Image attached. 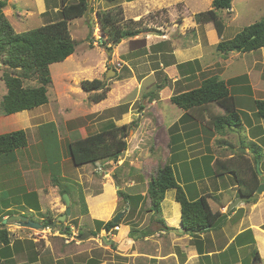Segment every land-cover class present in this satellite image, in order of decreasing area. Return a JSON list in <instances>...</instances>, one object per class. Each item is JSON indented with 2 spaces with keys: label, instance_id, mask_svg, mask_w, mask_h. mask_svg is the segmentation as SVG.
<instances>
[{
  "label": "crops",
  "instance_id": "crops-1",
  "mask_svg": "<svg viewBox=\"0 0 264 264\" xmlns=\"http://www.w3.org/2000/svg\"><path fill=\"white\" fill-rule=\"evenodd\" d=\"M136 1L140 3L144 2L146 4L144 6L148 7L150 4L151 7L160 8L161 10L172 6V8L168 9L171 21H168L165 29H160H170V31L179 34L177 39L172 40H170L169 34L166 31L157 29L154 34L159 39L155 38V42L153 43L155 50L150 57L154 58L153 62H157L158 67L150 69L148 74L150 77V75L154 76L155 73L161 72L160 75L163 77L162 81L164 82H162L163 86L157 91L156 96L152 97L151 101L149 100L148 106L144 105L142 113L140 112L139 116L141 119L144 112L151 105L155 104L157 100L162 101L165 100L164 97L169 96L168 100L170 101L172 96L198 88L204 79L214 76H205V74H208L210 64L205 60L202 49L205 47H215L220 40L225 39L223 38V33L220 37L217 36L212 23L201 24L197 22L195 15L198 13H189L188 0H132L127 2L134 3ZM206 3L209 9H211L212 0H206ZM144 6L141 9H144ZM173 11H175V15L171 16ZM185 12L188 13V19L185 17ZM228 12L232 13L231 9ZM189 30H191L192 41H189V44L178 46L176 43L180 42L179 40L182 41L180 37L186 40V32ZM214 63H218L222 67V72L224 70L228 72L227 68L231 65L237 68L236 72L222 80L227 83L230 91L233 89L237 90L236 96L232 92L231 94L234 97L236 109L240 114L241 125L238 129L244 131V138L246 140L243 142L248 144L243 146L239 142L238 148L234 146L232 150L237 152L236 150L239 149L250 160L252 156L249 155V152H254V150L262 152L263 156L261 155L260 165L263 164L261 174L264 176V120L256 116L254 105L255 101L264 100V47L248 53H234L233 55L231 53H220V56L217 57V61ZM218 77L222 78L221 75ZM169 93L170 95H168ZM136 98L135 96L132 100L135 101ZM249 100L253 101V105L250 104L248 106L247 102ZM169 101L167 118L161 120L160 125L164 126V137L162 136V138H165L167 137L165 124H170V127L168 126V144L165 146L166 153H168L166 161L168 160L167 162L171 165L173 172L174 168H178L176 175H174L176 182L182 188L188 200H195L201 196H206L209 207L213 212L225 214L228 206L240 194L238 193L237 186L233 182L230 183V174L217 176L213 173V162L217 156L216 150L211 149V147L214 142L215 144L220 143L223 148L219 151L224 154L228 153L229 146H227V142L229 140L227 138L233 136L232 131H229L228 136L224 137L225 143L220 142L217 140L220 136L204 128L202 123L191 119L182 120L183 111L178 108L179 112H174L171 107L173 104ZM43 107L44 105L42 108L41 106L37 107L42 110L35 114L30 113L33 110L31 109L0 118V135L13 132L14 128L23 130L27 135L28 130L41 127V125L35 127L38 125L35 121L38 120L39 116L48 113L49 109ZM15 119L16 121L12 123L11 120ZM138 121H132L135 123L130 131V135L133 132L132 137L128 140L124 138L127 143V151H124V157H120L118 161H111L112 167L106 170L107 173H103L105 181L101 182L97 189L95 188L99 193L92 196L84 194L87 203V206L84 207L85 210H80L78 205L72 207L70 202V215L67 218L73 216L75 209L77 215L73 220L70 219L71 221L66 222L68 226L63 223V229L58 224L51 227L52 233L56 230L54 235L57 237L46 239L45 236V241L40 243L26 240L23 242L11 240L9 235L8 245L1 248L3 245L0 244V264H222L210 262L209 259H212L216 255L217 258L219 256L222 257L226 252L224 250L230 243L229 247L234 245L233 254L237 257V260L232 264H247V258L252 257L251 253L253 249L257 251L259 260L254 263L255 260L253 259L252 264H264V228L262 227L264 226V193L255 200V203L245 202L238 204L234 209L235 211L228 215L226 225L220 229V234L225 236L227 242L217 251H212L213 249H211L215 243L213 234H211L212 244L210 243V245L206 242L205 234H200L199 237H201L202 243H206L207 247L203 248L201 246V249H198L199 247H195L192 244L194 238L189 233L183 232L180 205L174 199V189L168 190L173 192V197L168 199L166 198L168 191L165 192L164 199L160 203L159 215L148 210L149 200L145 198L143 192H138L140 189L136 188L137 192H135V195L132 192L130 193L132 194L130 195L131 198H137L130 199L128 203L118 198L116 192L121 189L115 186L114 183L119 181L121 183L124 182V190H132L135 185H138L131 178L133 175L137 176L139 174L140 171L135 169L140 167L139 164H142L139 158L144 150L140 148L139 144L149 140L145 136L148 134L146 129H141V133L139 132L142 123ZM46 124L44 123V125ZM122 125L125 124H120V126ZM174 125H177V127L173 128ZM155 127L158 128L159 126L155 125ZM162 138H152L154 146L152 149L150 148V151L160 150L162 146L159 142L162 141ZM192 142L203 143L204 148L191 150L189 148L190 145H186V143ZM130 144H132L131 148ZM252 144L256 145V149H252L254 146ZM27 146L22 148V150L27 149ZM132 148L134 149L132 150ZM218 148L220 149V147ZM15 151L1 154L0 164H4L6 161L9 162L5 160V155L11 154V158H16ZM233 154L232 152L228 158H231ZM130 156L132 157L130 158ZM136 156L138 160L134 161L133 159ZM122 158L128 159L129 166H126L125 170L117 164L122 163L123 165L125 163ZM17 162L16 164H18ZM108 163L105 162V164ZM182 165H185L184 169L180 168ZM85 166L87 165H83V167ZM196 168L198 169L197 172H195ZM22 170L23 182L27 186L24 194L27 197L36 194L38 200L36 206H33L32 203H25L24 212L33 215L35 218L39 216L40 218L32 220L40 224L43 222L45 216H50V214L57 221V218L64 214L65 205L60 202L59 190L56 183H47V181H50L48 178L49 173L46 175L47 181L45 182L43 179L45 176L42 174L43 171L39 169L32 170L28 168L24 170L22 168ZM26 173H34L39 178L42 175L43 178L41 180L44 182V186H41L40 189H34L37 177L32 176L26 179ZM121 176L124 178H121ZM59 177L64 178V172L60 173ZM81 178L79 169L78 185H80ZM1 194L3 192H0V198ZM223 194L224 197L219 198ZM6 198L8 197L6 196ZM211 199L215 201L213 206L210 203ZM100 205H110L108 210H106L105 217L104 215L100 216L98 212L93 213L94 207ZM120 213L122 216L119 218L117 230L111 229L106 232L104 228H98L100 223L110 222ZM17 215H23V212L20 211V213L11 216ZM160 215L161 217H159ZM2 216V220L10 217L7 215ZM74 219H78V223L80 221L78 228L81 225H84V228L79 232V229H75L78 236L79 234L81 235L75 239L73 244L64 245L61 241L62 235H68V233L60 234L59 231H64L65 227L74 229L75 227L72 224L75 221ZM121 221L123 224L120 223ZM228 221H231V224H228ZM0 225H2V222H0ZM16 225L18 226V224ZM85 231H88L90 235L88 238L81 240L82 233ZM91 233L95 234V236H92ZM19 256L21 257L18 259ZM22 256H26L24 260L21 259ZM205 258L208 261L204 260Z\"/></svg>",
  "mask_w": 264,
  "mask_h": 264
},
{
  "label": "rangeland",
  "instance_id": "rangeland-1",
  "mask_svg": "<svg viewBox=\"0 0 264 264\" xmlns=\"http://www.w3.org/2000/svg\"><path fill=\"white\" fill-rule=\"evenodd\" d=\"M4 1L6 2V7L3 10V14L15 33L29 31L47 23L54 22L60 18L59 10L61 9L62 0ZM76 1L77 0H67V4L75 3ZM144 4V2L140 3L139 1L130 3L126 0H88L89 9L84 16L68 22V31L71 40L75 44V49L74 53L63 62L54 63L49 66L51 84L47 87L48 104L43 107L45 109L48 108L49 111L47 114L39 116L38 120L35 121L37 122L36 124H38L35 127L39 125H41V127L27 131V149L16 150V158H11V154L5 155V160L9 162L6 161L4 164H0V192H3L0 200L5 199L6 196L8 197L6 199L9 200L11 206L9 208V214H18L22 211L23 215L29 220L40 218L39 216L35 218L33 215L24 212L25 203H32L33 206H36L38 200L36 194L28 197L24 194L27 186L23 182L22 168H24V170L31 168L32 170L39 169L43 171L42 174L45 178H43L42 175L39 178L34 173L25 174L26 179L32 176L37 177L34 189H40L41 186H44V182L41 179L43 178L46 182V175L49 173L48 178L50 181H47V183H56L59 190L60 202L63 203L62 199L65 195L70 200L72 207L78 205L80 210H83L84 207L87 206L85 195L92 196L99 193L96 189L100 186L101 182L105 181L103 173H107L106 170L112 167L111 161L113 160H101L94 164H86L87 166L85 167H83V165L74 166L69 157L67 145L71 141L98 133L104 130L109 124H113L117 127H121L120 124L127 125V135H125L124 138L125 140L130 139L133 134L132 132L130 135L132 121H138L140 119V112L144 108V105L146 107L148 106L149 97L156 96L158 91L157 85L164 82L162 81L163 77L160 75L161 72L155 73L154 76L150 75L151 78L148 72L150 69L158 67V63L153 62L154 58L152 59L150 57L155 50L153 48L155 46L153 45L155 38L159 39V37H156L154 34L157 29H165L168 21H171L168 9L172 8V6L161 10L160 8L151 7L150 4V7L144 6ZM188 5L190 10L189 13H199L209 9L206 0H188ZM142 6L145 8L141 9ZM146 8L147 10H145ZM179 8L181 9V7ZM231 11L232 13L225 10L217 11V16L224 25L223 38L225 40L232 38L244 27L264 17V0H232ZM97 12H109L114 18H118L119 23L117 26L122 29L124 27L138 29L140 35L132 38L134 39L133 41L138 40L139 43H137V46L134 47L133 41H131L132 39H123L119 43L102 44L105 36L100 31L96 16ZM184 14L186 19H188V13L185 12ZM173 15H175V11L171 13V16ZM164 29L160 30L166 31V33L169 34L170 40L177 39L179 36L178 33L170 31V29ZM190 31L191 30L186 32V40L180 37L182 41L179 40L180 42L176 43L178 46L189 44V41H192ZM202 52L205 60L210 64L208 74H205V76L221 75V79H224L227 78L228 75L231 76V74L236 72V66H228V72H226V70L222 72V67L218 63H214L217 61V57L220 56V53L215 50V47H205L202 49ZM231 54L233 55L234 53ZM3 70V65L0 62V101L6 92L4 83L1 80ZM107 73L108 76L106 77ZM147 76L148 78H146ZM93 79L104 82L108 88L106 98L97 104L91 102L89 99L93 92H85L80 87L81 81H91ZM34 85L35 83L32 81L24 82V86ZM231 92L234 96L237 95L236 89L231 90ZM168 95H170V93ZM135 96L137 98L133 101L132 99ZM164 98L165 100H157L155 104L151 105L149 109L144 112L143 118L138 121L142 123L139 132L141 133L142 130L146 129L148 134L145 136L149 140L146 139L147 141H143L139 144L140 148L144 150L139 158L142 164H139L140 167L135 169L140 171L139 174L137 176L133 175L131 178V180L138 185H135L132 190H124V182L121 183L119 181L114 183L115 186L123 191L124 195H132L130 194L131 192L135 195L137 188L140 189L138 192H143L145 198H147V184L151 175L155 173L156 169L168 163V160L166 161L168 153H166L165 146L168 144L167 139L170 124H165L167 134L165 138H162V136L164 137V126L160 125V121L167 118L168 112L169 96ZM247 103L248 106H250V104L253 105L252 100H249ZM171 107L174 112H179V109L175 105H171ZM41 108L33 109L30 113H38L42 110ZM3 117L5 116L0 111V118ZM15 121L16 119L11 120L12 123ZM44 123L47 124L44 125ZM155 125L159 127L156 128ZM14 130H18V128H14L12 131ZM231 131L233 136L227 138L229 140V142H227V144H229L228 153H232L230 148L232 149L234 146L238 148L239 142L242 143L243 146L248 144L243 142L246 140L243 130L234 128ZM228 134L224 136L219 135L220 138L217 140L223 141L224 137L228 136ZM159 137L162 138V141L159 142L162 147L159 151H150V148L152 149L154 146L152 138L158 139ZM186 145H190L189 148L191 150L204 148V144L198 142L186 143ZM129 146L131 148L132 144ZM222 148L221 144H215V142L211 147V149L216 150V160L220 159L226 161L229 159L228 157L231 153H222L219 151L222 150ZM133 149L134 148H132V150ZM126 151L127 150H125V152ZM236 151L241 152L239 149ZM233 153H235V151H233ZM241 155L243 158L247 159L245 153ZM249 155L252 156V158L248 160L252 163L251 161H253L255 157L259 156L261 158L263 153L259 150H254V152H249ZM120 157H124V152L119 155L116 161L120 160ZM131 157L132 156H130V158ZM122 160L125 162L123 165L122 163L117 164L125 170L126 166H129L128 159L122 158ZM133 160H138L137 156ZM16 161H18V164H16ZM105 162L109 163L105 164ZM259 165L255 166L257 173L263 170V164ZM180 168L184 169L185 165H182ZM79 169L82 176L80 185H78ZM177 169L178 168H174V175H176ZM197 171L198 169L196 168L195 172ZM62 172H64V178L59 177V174ZM121 178L124 177L121 176ZM232 182L235 184L233 177L230 176V183ZM170 197H173L172 191L166 193V198L168 199ZM223 197L224 194L219 196V198ZM210 203L213 206L215 201L211 199ZM109 206H95L93 213L98 212L100 216L104 215L105 217L106 210H108ZM75 212L76 209L74 210L73 216L66 219L64 222L65 225H67V221L70 219L73 220L77 215V212ZM159 217H161V215ZM74 220L72 224L75 228H72L71 232L78 235L76 230L79 229L78 232L82 231L84 225L78 228L80 221L78 223V219ZM226 221L223 220L216 228L203 233L209 245L210 243L212 244L211 234H213L215 243L211 247V249H213L212 251L220 250L227 242L225 236L220 234V229L226 225ZM120 223L123 224L122 221ZM227 223L231 224V221ZM4 227L9 230L8 233L11 240L21 242L26 240L33 243L45 241L44 238L37 239L35 236V234L41 233L43 230L22 228L15 223L6 224ZM50 237L57 236L53 234L46 235V239ZM61 241L64 245L73 244L75 242L69 239V243H65L63 238ZM192 244L195 247H199L198 249H201V246L203 248L207 247L206 243H202L201 237L194 238ZM229 245L224 250L226 252L222 257L219 256L217 258L216 255L212 259L210 258L211 260L209 259V261L222 264L234 263L237 260V257L233 254L234 245L230 247ZM1 248H4V246H1ZM20 257L21 256H19L18 259ZM25 257L26 256H22L21 259L24 260ZM204 260L208 261L207 258ZM252 261L253 257L247 258V264H252Z\"/></svg>",
  "mask_w": 264,
  "mask_h": 264
},
{
  "label": "trees",
  "instance_id": "trees-1",
  "mask_svg": "<svg viewBox=\"0 0 264 264\" xmlns=\"http://www.w3.org/2000/svg\"><path fill=\"white\" fill-rule=\"evenodd\" d=\"M231 5L232 0H212L211 9L198 13L195 18L201 24L212 23L217 36L220 37L224 25L218 18L217 11H229ZM5 7L6 2L0 0V62L4 68L1 80L6 90L0 101V111L4 116H8L48 103L47 87L51 84L49 66L63 62L74 53L75 44L70 38L68 22L84 16L88 8V0H77L75 3L69 4H67V0H62L58 20L22 33L13 31L3 14ZM96 16L100 31L105 36L102 44L119 43L123 39H132L140 33L138 29L130 27L122 29L117 26L118 18H114L109 12H97ZM132 43L137 45L139 42L135 40ZM262 47H264V17L244 27L231 39L220 40L216 44L215 50L223 54L248 53ZM26 81H32L35 85L24 86ZM162 86L163 84L157 85V89H161ZM80 87L85 92H93L89 99L95 104L103 101L108 91L107 86L97 79L83 80ZM151 98L149 97L150 101ZM170 102L183 111L182 120L191 119L200 122L204 128L221 136L241 125L240 114L236 109L235 100L229 87L216 75L204 79L198 88L172 96ZM254 105L256 116L264 120V100H257ZM134 125L135 123L132 122L131 128ZM175 127L177 125L173 126V128ZM127 130V125L117 127L109 124L98 133L69 142L67 150L72 164L82 166L106 159L116 161L127 148V143L124 140ZM220 142L225 143L224 140ZM26 146L27 138L23 130L0 135V155ZM252 149H256V145ZM230 150L233 152L231 148ZM241 154L243 153L235 152L226 161L215 160L213 173L217 176L230 174L238 188V193L252 196L259 185L255 166L260 164L261 159L257 156L250 163ZM170 189L175 190L174 199L180 205L183 232L189 233L192 238H198L200 234L212 229V225L221 214L210 209L206 196L188 200L176 182L173 169L168 163L156 169L148 182L146 191V197L149 200L148 210L159 215L160 203L164 199L165 192ZM117 195L125 203H128L130 199L137 198H131L128 194L124 195L121 190L117 191ZM247 203H255V200ZM9 207V200H0V222H2V215L11 217L12 214H9V210H7ZM118 221L116 223L113 221L100 223L98 228L102 227L108 232L118 225ZM160 222L162 223V221ZM55 224H57L56 219L49 215L45 216L41 223L43 228L54 227ZM0 227H2L0 229V244L6 246L9 243V234L4 225H0ZM60 227L63 229V224ZM262 227L264 228V226ZM61 232L70 235L68 227H65V230H61ZM251 255L256 263L259 260L257 251L253 249Z\"/></svg>",
  "mask_w": 264,
  "mask_h": 264
},
{
  "label": "water",
  "instance_id": "water-1",
  "mask_svg": "<svg viewBox=\"0 0 264 264\" xmlns=\"http://www.w3.org/2000/svg\"><path fill=\"white\" fill-rule=\"evenodd\" d=\"M89 8H87L86 11H88ZM86 13V12H85ZM108 76V73L106 74V77ZM104 84V82H102ZM258 177H259V185L257 186V189L255 191V194L252 196H244L240 195L238 198H236L227 208L225 214H221V216L217 219V221L212 225V229L216 228L223 220L227 219L228 215H230L234 209L237 207L238 204L240 203H245L248 201H254L258 199V197L264 193V176L261 174V172L258 171ZM63 203L65 205V212L62 214L60 217L57 218V224L61 225L65 222L66 218L70 215V208H69V203L70 200L68 199L67 196H63ZM122 216V214H118L114 219L113 223H116L119 218ZM9 223H16L22 228H33L37 230H42L43 226L40 223H37L33 220H29L27 217L23 215H17V216H11L8 217L4 220H2V225H6ZM181 232V229H180ZM90 233L88 231H85L82 233L81 240H84L88 238Z\"/></svg>",
  "mask_w": 264,
  "mask_h": 264
},
{
  "label": "built area",
  "instance_id": "built-area-1",
  "mask_svg": "<svg viewBox=\"0 0 264 264\" xmlns=\"http://www.w3.org/2000/svg\"><path fill=\"white\" fill-rule=\"evenodd\" d=\"M70 229H71L70 231H72V228H70ZM114 229L117 230L118 227L116 226ZM52 232L53 231L50 227H46L45 229H43V231H41V233L39 232V233L35 234V236L37 237V239H42V238H45V236L47 234H53L54 235L56 230L54 233H52ZM59 233L61 234V231H59ZM76 237H77V235H74L72 232L70 233V235H62V238L65 240L64 241L65 243H69V239L72 241H75Z\"/></svg>",
  "mask_w": 264,
  "mask_h": 264
},
{
  "label": "clouds",
  "instance_id": "clouds-1",
  "mask_svg": "<svg viewBox=\"0 0 264 264\" xmlns=\"http://www.w3.org/2000/svg\"><path fill=\"white\" fill-rule=\"evenodd\" d=\"M5 219H6V218H5ZM42 228H43V227H42ZM50 228H51V227H50ZM114 228H115V227H114ZM27 229H28V228H27ZM43 229H45V228H43ZM43 229H42V230H43ZM69 230H70V228H69ZM114 230H115V229H114ZM60 231H61V230H60ZM70 233H71V231H70ZM61 234H62V232H61ZM77 237H79V236L77 235ZM77 237H76V238H77Z\"/></svg>",
  "mask_w": 264,
  "mask_h": 264
}]
</instances>
